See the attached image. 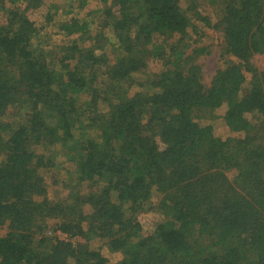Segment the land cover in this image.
Segmentation results:
<instances>
[{"label": "trees", "instance_id": "obj_1", "mask_svg": "<svg viewBox=\"0 0 264 264\" xmlns=\"http://www.w3.org/2000/svg\"><path fill=\"white\" fill-rule=\"evenodd\" d=\"M38 1L0 0V264H264V0H212L211 19L180 0H98L99 23L47 21L63 36L51 61L32 41ZM196 18L233 60L209 83ZM149 54L162 69L139 82ZM57 157L73 175L53 201Z\"/></svg>", "mask_w": 264, "mask_h": 264}, {"label": "rangeland", "instance_id": "obj_2", "mask_svg": "<svg viewBox=\"0 0 264 264\" xmlns=\"http://www.w3.org/2000/svg\"><path fill=\"white\" fill-rule=\"evenodd\" d=\"M91 3L89 6L85 9L78 10L76 8L77 2L72 0H39L36 4L38 5V8H32L29 6L27 9V15L29 20H31L37 31L35 32V35L32 39L33 44L39 46L42 48V52L47 60L51 61L52 54L55 52L58 53V48L61 47V41L63 39L62 35H57V28H53L51 24H49L47 21L53 17H55V20H57V23H62L65 21V19H68L70 17H80L81 15L85 16V14H89L87 16L94 17L95 18V24L100 22V18L103 17V7H105L102 3H100L98 0H89ZM181 1V7L183 10H187L188 8V14L194 15L199 14L201 16L206 17L207 19H211L212 16H214L213 11L214 8L217 6V3H212V0H180ZM21 7L23 8L28 6L26 3H21ZM52 6V7H50ZM102 10V11H101ZM101 11V12H100ZM6 11L0 9V22L4 20ZM195 25L197 26V33L193 34L192 40H198V47L203 48V52L199 54L196 62L201 65L202 70V78L203 82L209 83L214 75V73L218 70L224 67V63H230L231 58L229 56H222V38L221 35L219 36L216 34V32L212 31V28L210 26H206L207 28H202L205 32L204 35H201V38L199 39L197 37V34L199 32V26L202 24L200 21V18H196L193 21ZM95 28L94 25L90 26V31H93ZM195 28V29H196ZM111 33L107 30L105 36L109 38L110 44H112V47H110L109 50L106 51L105 57L112 58V55L116 54L117 48L115 47V42L113 41V36L110 35ZM91 35H83L80 36V45L84 48H88L91 45L90 42ZM158 40L157 42H159ZM39 48V49H40ZM112 50V51H111ZM150 54L147 59V65L146 70L142 72V74H136L135 78L143 81L147 77L150 76L152 71H158L162 69L161 63L152 57H150ZM252 62L254 63V66L256 67H264V57H255L252 59ZM138 88L137 86L133 87L131 93L134 92V90ZM82 100H86V97L84 95L81 96ZM22 111H20L18 108H11L7 113V116H9V119L15 118L17 119L19 114ZM221 111H218V114ZM14 119V120H15ZM218 121V120H217ZM216 121V122H217ZM215 122V123H216ZM214 124V130L216 131ZM218 133L219 135L226 137V136H234L227 132V130L223 127H220L218 124ZM217 132V131H216ZM57 165H55L56 170H59L61 172V177L59 179V184L54 186V188H49V197L52 198L51 200L57 201L63 199L66 194L68 193V188L66 186L71 183L72 175H73V169L71 166L63 165V167L58 164L60 161V158H56ZM1 162V157H0ZM65 167V168H64ZM231 173L228 174L230 177ZM85 192V191H83ZM87 209V207H86ZM139 219L144 222V227L148 229V231L152 230L154 224L159 222L160 215L156 211H150L144 214H141L139 216ZM46 225V232L44 233L48 237H57L58 239H64L69 240V236L61 233L59 231L55 230V221L47 220L44 222ZM45 228V227H44ZM43 231V230H42ZM150 233V232H149ZM40 237V236H39ZM117 256H112L110 259H115Z\"/></svg>", "mask_w": 264, "mask_h": 264}]
</instances>
